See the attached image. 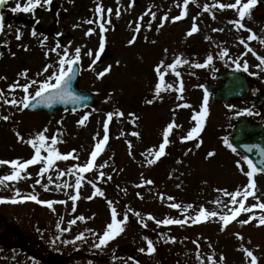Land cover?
Returning a JSON list of instances; mask_svg holds the SVG:
<instances>
[{"label":"rangeland","instance_id":"1","mask_svg":"<svg viewBox=\"0 0 264 264\" xmlns=\"http://www.w3.org/2000/svg\"><path fill=\"white\" fill-rule=\"evenodd\" d=\"M17 2L23 4L26 0H7L6 4L0 5L5 25L3 33H0V47L3 48L0 55V77L7 78H0V89L4 90V96L7 99L14 96L21 100L23 91L17 88L9 94L8 85L17 79L20 83L30 79L42 81L57 71L60 58L58 52L53 51L48 56L45 53L56 47L55 37L62 34L68 37L58 51L62 52L68 46L72 55L76 47L81 48L79 85L96 92L98 101L82 111L59 112L49 116L29 113L25 109L21 111L22 105H9L0 99V117H10L7 121L0 119V160L31 158L34 149L18 139L16 133L20 132L27 141L47 126L46 135L58 137L57 149L63 154L75 149L74 156L78 157L57 161L58 168L66 171L76 163L83 165L90 158L95 143L104 135L107 113L113 112L114 116L109 122V141L95 161L97 165L105 161L107 164L102 169L93 168L84 174L85 181L80 198L75 202V212L72 210L73 202L69 199L70 195L75 194L74 187L57 191L55 185L51 184V190L48 191L40 185L33 189L35 180L41 178L37 175L41 165L28 167L27 172L31 173V178L15 185L22 194L34 191L43 200L68 202L55 204V211L34 201L0 204V264H200L201 260L204 264H210L208 258L213 254L217 264H220L221 254L224 257L223 264H250L245 248L253 251L259 264H264V226H258V218L264 215V210L254 209L253 212L241 213L224 230H221L219 217L199 223H192L189 219L184 225H157L148 219L149 213L156 219H186L195 216L201 206L208 211L223 214L226 211L224 205L227 204L229 208L232 205L229 204L230 197L220 190L234 192L248 184L246 172L249 169L243 156L233 152L224 141L228 139L234 117L238 113L264 122V106L260 111L252 106L254 96L264 91V66L257 67L260 61L255 55H244L247 44L264 56V43L260 39L247 41L250 33L245 29L237 30L229 22L238 18L237 10L212 8L211 5L217 0H190L188 15L173 22L171 17L179 15L183 10V0H136L131 7V0H53L50 9L45 5L37 7L34 13H14L11 8ZM98 2L103 3L105 13L108 7L113 9L112 23L106 25L107 31L103 33L104 51L109 57L100 55L102 60L99 57L90 69L89 64L95 59L101 38L100 23L95 13ZM221 2L234 3L235 0ZM205 5L209 6L208 10H205ZM118 7L121 12L119 17L115 15ZM149 9L156 13L155 20H152L151 15H144ZM165 13L169 19L162 22L161 17ZM141 15H144V19L139 22L140 31L136 33ZM20 16L32 19V23L24 28L21 39L17 40V29L21 24L17 19ZM193 17L196 18L199 31L188 36ZM89 20L96 22L90 24L87 22ZM150 20L151 28L148 27ZM53 21L58 23V27L50 37L47 34ZM244 23L257 37L264 39V0H260L252 9L251 18L245 19ZM33 28L37 32L36 36L31 34ZM89 28L95 31L86 35ZM220 28L224 31H213ZM134 35L135 42L129 44L128 41ZM242 37L246 44L240 42ZM24 45L28 46L27 50ZM225 48L229 52L221 58L220 53ZM89 50L93 51V56L87 55ZM208 55L213 56L210 65L195 66L204 63ZM177 56L186 61L176 69L181 77L167 70L165 82L161 85L162 91L157 95L155 86L160 81L155 71L156 65L161 61L165 65L171 64ZM245 60L248 62V70L245 71L243 67L239 70L248 75L251 83L248 99L216 105L209 97L208 114L199 138L182 142L181 137L186 136L196 124L193 115L201 109L205 82H214V76L231 68L237 69L235 62L243 64ZM48 64L53 67L48 72H42ZM108 65H112L111 71L103 78H97V73ZM25 69L29 70L27 78L18 75ZM161 71L165 69L162 67ZM180 79L183 80V93L166 87L167 84L178 87ZM215 84L219 86L221 82ZM37 87L33 84L29 92L34 95ZM181 95L183 99H180ZM149 100L153 102L147 103ZM184 104L191 107H177ZM117 111H122L124 115H115ZM86 113H91L88 120L84 125L78 124ZM129 113L135 114V123H132ZM173 120L180 127L170 132V143L166 149L174 152L179 148V151L148 163L149 159H154V156L149 155L150 151H158L163 142V132ZM133 132H138L139 136L132 135ZM176 138L180 142L174 144ZM200 141V147H195ZM209 151H214L215 155L208 157ZM42 154L47 155L46 150H42ZM237 161L244 165V172L240 171ZM11 171L10 166L0 165V176ZM99 171L105 173L103 179H98ZM48 175L58 183L67 181L71 185L75 184V175L58 178L55 170L42 178L43 183L48 182ZM108 176H111L110 180ZM253 179L258 189L257 195L264 201V174L254 173ZM88 180H94L95 186L100 187L104 195L87 199L94 192V185L87 183ZM146 180L154 183L145 184ZM12 194L11 184L0 187V196ZM168 197L174 200L170 201ZM218 200L223 201V204L214 203ZM109 201L117 209L118 218L122 219L123 213L128 212L129 219L121 234L97 249L93 245L98 241L88 230L103 233L111 221ZM173 202L181 205V208H171ZM253 203H258L254 197L246 201L247 206ZM188 204H192L193 208L186 209ZM253 213L257 219L248 224L239 223ZM81 214L86 219L77 220L71 226V231L62 233L56 228L58 222H61V227H68V221ZM141 217L147 227L141 223ZM14 228L20 233L18 239L12 232ZM80 232H84L85 239L64 243L66 240L73 241ZM236 233H240L243 239L238 238ZM145 237L153 240L155 252L149 254L140 251L141 248H147ZM170 237H175V241ZM196 241H199V258ZM16 255L18 257H13Z\"/></svg>","mask_w":264,"mask_h":264},{"label":"snow or ice","instance_id":"2","mask_svg":"<svg viewBox=\"0 0 264 264\" xmlns=\"http://www.w3.org/2000/svg\"><path fill=\"white\" fill-rule=\"evenodd\" d=\"M7 0H0V5L6 4ZM136 0H131L130 7L134 6ZM260 2V0H246V2L242 3V0H235L234 3H224L221 2V0H217V2L213 5H211L212 8H219L220 10L225 9H232L237 10L238 12V18L229 21L230 23L234 24L237 30L245 29L250 34L247 37V41H252L254 39H260L261 43H264V39H261L257 37L256 33L251 29L248 28L247 25L244 23L245 19L251 18V12L252 9ZM190 0H183V10H181L180 14L174 17H171L173 22L181 20L186 15H188L187 9L189 6ZM52 4V0H26L25 3L21 4L17 2L14 7L11 8L12 12H19L23 11L25 13H34L37 7H42L47 5L50 9V6ZM205 10L209 9L208 5H205ZM95 13L97 14V20L100 23V45L99 50L95 52V59L92 60V63L89 64V68L92 69L93 65H95L96 61L99 59L100 55L102 54L104 47H105V37L103 36V33L107 31L106 25H111L112 20L111 16L113 13V9L111 7H108L105 13V8L102 2H98L95 8ZM115 15L119 17L121 15L119 7L115 10ZM144 15H151L152 20H155L156 13L154 11H151L149 9ZM144 15H141L138 18L137 27H136V33H139L140 31V25L139 22L143 21ZM107 16V18H106ZM215 14H213V19H215ZM169 19L168 14L165 13L163 17H161L162 22L167 21ZM88 23H95L96 21L89 20ZM163 26V23L161 24V27ZM148 27H152L151 20L148 22ZM5 28L4 20H3V13H0V33H3ZM159 30V29H157ZM95 29L89 28L86 32V35H91ZM199 31V26L196 23V18L193 17V24L188 31L187 35L191 36L192 34ZM213 31H224L223 28L220 29H213ZM33 36L37 35V32L35 28H33L32 33ZM62 35V34H58ZM22 32L17 29V40L21 39ZM136 36L134 35L131 40L128 41L129 44H133L135 42ZM147 39V37H145ZM44 40H47V37H44ZM241 43L246 44L245 39L241 38ZM25 50H27L28 46H23ZM59 43H57L56 47L53 49H50L48 52L45 53L46 56L50 55L51 52L56 51L59 55V67L57 71L52 72L50 76H48L44 80H37V79H30L27 80L25 83H20L19 79L14 81L12 84L8 85L9 94H12L15 92L17 88L21 89L24 93V96L21 100H17L14 96L12 99H7L4 96V90L0 89V99H3L5 103L9 105H22V108L20 109L23 111L24 109H27L29 107H36L37 104H47L48 106H51L52 103H54L56 100H73V101H80L84 99L83 97L78 96L74 91H72L71 88V81L75 76L76 68L75 65L78 64L81 60V48L76 47L74 50V54L70 55L69 53V47L65 46L63 48L62 52H59L60 49ZM247 52L244 53V55H247L249 53L255 55L257 59L260 61L259 64H257V67L260 68L264 66V56L259 55L255 49H253L251 46L247 45ZM167 51V49H165ZM229 50L225 48L221 53L220 56L223 58L225 55H227ZM2 55V53H0ZM13 56H15V53H12ZM87 55L93 56V51L89 50L87 52ZM213 60L212 55H208L204 63L196 64V67H205L207 65H210ZM182 63H186L180 56H177L173 63L165 65L164 61H161L159 64L156 65L155 71L158 74L159 77V83L155 86V92L157 95H160L162 88L161 85L165 82V72L167 70H171L176 77H181V73L177 71V66L181 65ZM117 64H119V61H117ZM237 69L243 67L245 71L248 70V62L245 60L243 64H241L239 61L235 62ZM53 65L48 64L45 65L42 72H48L50 68H52ZM164 68L165 71H161V68ZM112 69V65L106 66L102 71L97 73V78H103L106 74H108ZM28 71L27 69L23 70L21 73H19V76H23L25 78L28 77ZM258 73H253V75H257ZM37 75H41V73H37ZM2 79H7L6 77H0ZM53 80L55 81L53 83ZM35 84L38 85L36 88V91L33 94L29 92V89L31 86ZM167 88H175V90L178 93H183L184 91V85L183 80H179V86L176 87L173 84H167ZM180 99H183V96H180ZM208 100H209V94L207 90H205V94L203 97V103L201 105V109L198 113H194L193 119L196 121L195 126H193L188 132L186 136L181 137V141H188L193 139H198L200 136V133L203 130V125L205 123V118L208 114ZM152 100L147 101V103H152ZM177 107H191V105L184 104V105H177ZM75 111V109H73ZM247 111V110H245ZM91 113H86L84 116L81 117V119L78 121V124L84 125L85 122L88 120ZM115 115L123 116L124 113L122 111H117ZM132 118V123H135L136 117L134 113L128 114ZM114 116L113 112L107 113V120L104 123V135L101 139H99L95 145L93 150L90 153V158L85 162L83 165L76 163L72 165L70 168H68L66 171L59 169L56 162L61 160H68L69 158L78 159V157L74 156L75 149L72 151L63 154L61 153L56 145L58 144V137L57 135H53L51 137L47 136L46 133L48 131L47 126L39 132H37L34 136L30 137L27 141H25L24 136L21 135L20 132H17L16 135L18 139H20L22 142H26L31 145V147L34 149V154L31 158L21 160L20 158H15L11 160H0V165H7L10 166L12 171L9 174H6L4 176H0V187H6L9 184L13 186V194L10 196H0V204L2 203H21L26 201H34L41 205L47 206L52 211H55L54 205L59 204H66L68 201H53V200H43L39 198L38 193L29 192L28 194H22L21 190L18 187H15L16 184H18L21 180L29 179L31 178V173L27 172V169L29 166L33 165H41L39 168V172L37 173L38 177L32 185L33 189L36 185H40L44 190L48 191L50 189V185H55V190L60 191L62 189H66L69 187L75 188V194H72L69 196V199L73 202V212L76 211V205L75 202L80 198V191L82 188V184L85 181V173H89L93 170V168L102 169L106 166L107 162L105 161L104 164L97 165L95 163L98 155L104 150L105 146L107 145L109 141V122L112 121ZM0 119H3L5 121L9 120L10 117L8 115H3L0 117ZM59 123H62L59 122ZM180 127L176 123L175 120L170 122L166 129L163 132V142L159 145L158 151H150L149 155L154 156V159H149L148 163H154L155 160H158L161 156L165 155V149L166 146L170 143L169 135L173 128ZM59 131V130H58ZM132 135L139 136L138 132H133ZM50 140V143L48 141ZM225 144L232 149L233 152L236 151L235 146L227 139L225 138ZM202 141L198 142L195 147L199 148ZM129 148L131 151V142L129 141ZM42 150H46L47 155L42 154ZM251 151V149H249ZM262 155H264V149H261ZM215 155L214 151H209L207 153L208 157H212ZM243 160L246 162L247 168L249 169L246 172V175L249 177L248 184L243 186L242 188H238L234 192H228L225 189H221L220 191H223L226 196L230 197L229 204L232 205V207H228L227 204L224 205L226 211L221 214L216 211H208L203 206L199 208V211L197 214L193 217L186 218V219H175L171 217H166L164 219H156L151 213L148 214V219L153 220L157 225H171V224H177V225H184L189 222V219L192 223H199V222H206L209 218H215L219 217V220L222 222V228L221 230H224L231 221H235L238 216H240L241 213H249L253 212L254 209H261L264 210V201H261V198L259 195H257V186L255 184V181L253 179L254 173L258 172H264V167H257L256 163L248 156H244ZM240 171L244 172V165L241 164L240 161L236 162ZM261 164H264V160L261 161ZM56 171V176L58 178L64 177V176H71L75 175V184L71 185L67 181H64L63 183H58L55 180H53L51 175L47 176V183L42 182V178L50 173L51 171ZM105 177V173L103 171H99L98 179H103ZM109 180L111 179V176L107 177ZM87 183L94 185V192L92 196L87 197V199H93L96 195L103 196L104 192L101 190L100 187L95 186L94 180H88ZM145 184H152L154 181L146 180L144 181ZM179 187V185H177ZM139 195V193H138ZM239 197V199H238ZM249 197H254L258 203H253L250 206L246 205V201ZM142 198V197H141ZM161 198L163 199V194H161ZM170 201L174 200L173 197H168ZM109 205L111 206V221L106 225L105 230L102 234H97L95 232H92V230H88L89 233L96 238L98 242L94 243V247L97 249H100L104 246H106L111 240L115 239L116 236L121 234L125 230V225L129 219V213L125 212L123 213V218L120 219L119 214L117 212V209L112 206L113 202L109 201ZM214 203L217 204H223V201H214ZM238 205V206H237ZM171 208H181V205L177 203H171ZM193 208L192 204H188L186 206V209ZM131 211V209L129 210ZM136 215H141L140 213H136ZM86 217H84L82 214L77 216L75 219H72L68 221V227H61V222H58L56 224V228L60 230V232H68L71 231V226L74 225L77 220L84 221ZM257 219L255 214L253 213L248 217V219L240 220L239 223L241 224H248L252 222L253 220ZM63 218H61V221ZM141 223L144 225V227H147L148 225L144 223L143 217H141ZM258 226H264V215L259 216L258 218ZM237 237L240 239H243V236L240 233H236ZM85 239L84 232H80L73 241H64V243H74L75 241H81ZM171 240L175 241V237H170ZM145 240L147 242V248H141L140 251H147L149 254L156 251V247L154 245L153 240L150 238L145 237ZM197 244V257L199 258V241L195 242ZM211 247V245H209ZM244 252L247 257L250 258V264H259L258 257L253 253L252 250H249L247 248L244 249ZM210 264H217L215 254L210 256L209 258ZM224 257L221 254L220 256V264H223ZM139 264V262H137ZM200 264H204V262L201 260Z\"/></svg>","mask_w":264,"mask_h":264},{"label":"water","instance_id":"3","mask_svg":"<svg viewBox=\"0 0 264 264\" xmlns=\"http://www.w3.org/2000/svg\"><path fill=\"white\" fill-rule=\"evenodd\" d=\"M76 73L71 81V88L78 96L84 99L80 101L69 100H56L51 106L47 104H37L36 107H29V109L46 110L48 112H55L60 108H82L88 103L89 94L82 91L78 86L79 70L75 65ZM221 78L225 79L224 85L215 90L212 85H207L206 90L208 93H214V101L221 103L223 101L234 100L236 98H244L247 94L248 85L244 76L237 71H230L222 75ZM91 98L95 100V95L91 94ZM264 96L260 98L258 103L262 102ZM93 100V101H94ZM230 142L242 150L248 157H250L257 165V167H264L261 161L264 160V155L261 149H264V125L255 123L243 116H237V121L234 128V134ZM251 149V151H249Z\"/></svg>","mask_w":264,"mask_h":264}]
</instances>
